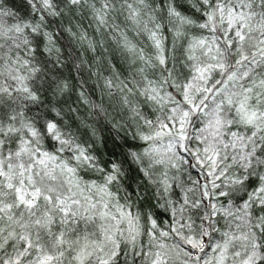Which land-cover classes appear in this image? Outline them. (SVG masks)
I'll use <instances>...</instances> for the list:
<instances>
[{
	"label": "snow or ice",
	"instance_id": "obj_1",
	"mask_svg": "<svg viewBox=\"0 0 264 264\" xmlns=\"http://www.w3.org/2000/svg\"><path fill=\"white\" fill-rule=\"evenodd\" d=\"M0 264H264V0H0Z\"/></svg>",
	"mask_w": 264,
	"mask_h": 264
}]
</instances>
